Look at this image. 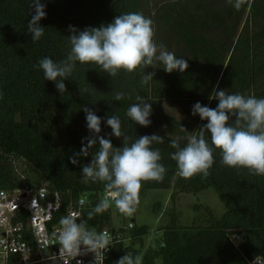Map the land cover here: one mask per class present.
Wrapping results in <instances>:
<instances>
[{
	"label": "trees",
	"instance_id": "obj_1",
	"mask_svg": "<svg viewBox=\"0 0 264 264\" xmlns=\"http://www.w3.org/2000/svg\"><path fill=\"white\" fill-rule=\"evenodd\" d=\"M45 5L46 18L39 21L44 35L31 41L27 24L34 14L31 0H0V188L46 187L57 190L63 204L79 206L81 219L104 195L99 182L82 183V166L91 162L90 155L70 163L79 153L82 140L90 136L83 107L94 111L102 120L100 136L108 138L114 148L122 146V138L110 136L108 116L121 120V131L134 142L145 135L157 134L163 143L159 149L160 163L166 168L162 181L142 183L139 197L145 190L168 188L173 191L197 192L210 188L223 201L224 211L214 217L206 209L205 223L180 227L175 214L169 211V222L160 227L161 236L155 246L142 252L145 225L130 230L131 241L119 246L113 257L127 252L139 255L142 264H249L257 257L264 264V176L248 175L243 169L221 165L218 151L207 178L191 179L177 176L176 163L169 145L180 137L181 147L187 136L206 124L200 118L178 120L167 115L161 102H176L181 109L199 102L216 108L217 100L209 101L213 89L230 94L255 95L264 98V0H244L239 8L235 0H40ZM140 12L153 21L154 41L163 44L178 58L187 60L181 73H166L162 65L145 69L154 72L153 80L141 84V70L129 75L118 73L114 78L94 65L79 66L63 81L65 92L56 89L55 82L44 80L38 62L44 57L54 62L65 59L70 51L67 37L69 26L83 31L111 23L120 14ZM81 89V94L80 90ZM116 92L125 98L114 101ZM140 95L151 103V125H134L126 116L130 104ZM131 97L128 99L127 97ZM232 121H230L231 123ZM181 126L189 133L182 132ZM86 144V141H85ZM14 161L24 165L16 168ZM114 207L88 221L100 227L109 224ZM119 214V213H118ZM239 235L236 244L231 234Z\"/></svg>",
	"mask_w": 264,
	"mask_h": 264
},
{
	"label": "clouds",
	"instance_id": "obj_2",
	"mask_svg": "<svg viewBox=\"0 0 264 264\" xmlns=\"http://www.w3.org/2000/svg\"><path fill=\"white\" fill-rule=\"evenodd\" d=\"M228 2L232 3V0ZM243 2L235 0L234 6L239 8ZM30 9L34 10V14L27 24V32L31 35V41L36 42L44 35L45 28L40 26L39 21L46 18L45 5L40 0H31ZM69 32L70 51L66 58L54 62L44 57L37 65L43 72L44 80L55 82L60 93L66 91L63 81L77 65H94L111 78L120 72L131 75L139 69L142 72V85L152 81L155 75L154 72L145 74V69H156L158 63L166 73H183L188 67L186 59L167 51L165 45L156 44L153 21L140 12L120 14L106 26L102 24L83 31L69 26ZM124 98V92L113 95L114 101ZM127 98L131 99L130 96ZM208 98L209 101H218L216 108L197 102L191 109L194 117L198 115L201 121L207 123L191 133L181 126L182 132L189 133L185 146L181 147L180 137L170 142L169 146L175 149L170 158L176 163L177 176L182 179L197 175L207 178L216 151L220 154L222 166L246 170L250 176H264V98L230 94L227 90L217 89H213ZM135 99L137 102L130 104L126 111L127 118L134 125L150 126L151 103L145 102L140 95ZM82 110L91 135L82 140L84 146L79 153L70 157V163L76 165L79 157L89 156L90 149L98 145L91 162L82 166L81 177L85 184L90 181L101 183L104 195L84 219L76 213L61 216L55 240L59 245L60 257L72 260L90 252L102 262L103 253L110 246V237L106 232L90 230L88 221L112 207L125 217L135 214L142 183L162 181L166 174V168L160 163L159 149L152 148L154 143H163L164 138L157 134L145 135L129 143L130 137L121 131L120 118L111 115L106 120L107 127L111 129L110 136L123 140L121 147L114 148L110 139L99 135L101 118L88 107ZM79 203L83 205L85 201L80 200ZM116 264H142V258L127 252Z\"/></svg>",
	"mask_w": 264,
	"mask_h": 264
},
{
	"label": "built area",
	"instance_id": "obj_3",
	"mask_svg": "<svg viewBox=\"0 0 264 264\" xmlns=\"http://www.w3.org/2000/svg\"><path fill=\"white\" fill-rule=\"evenodd\" d=\"M70 201L63 204L57 190L46 187L0 188V264H108L114 251L131 241L130 230L134 227L132 219L117 226L109 224L100 227L89 226L90 230L106 232L110 246L103 253L102 262L94 253H86L69 260L60 257L59 245L55 234L60 229L59 219L68 213H76L80 218L79 206ZM80 222L79 220L77 221ZM240 237L231 234L229 240L236 244ZM257 257L249 264H261Z\"/></svg>",
	"mask_w": 264,
	"mask_h": 264
},
{
	"label": "rangeland",
	"instance_id": "obj_4",
	"mask_svg": "<svg viewBox=\"0 0 264 264\" xmlns=\"http://www.w3.org/2000/svg\"><path fill=\"white\" fill-rule=\"evenodd\" d=\"M163 111L175 119L189 120L199 119V116L191 114L192 107L181 109L176 102H161ZM17 169L25 167L20 161H14ZM173 191L172 184L168 188L148 189L139 197L137 211L131 217L112 212L111 223L114 226L132 219L136 225H145L146 233L141 235L142 245L137 241L133 242L134 247L140 248L142 252L147 246H155L161 236L160 227L169 222V211L175 214L177 226L184 227L202 225L206 219V209L210 210L214 217H219L224 211L222 199L210 188L197 192H177L170 197ZM119 258L108 259V264H116Z\"/></svg>",
	"mask_w": 264,
	"mask_h": 264
}]
</instances>
